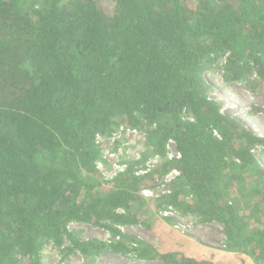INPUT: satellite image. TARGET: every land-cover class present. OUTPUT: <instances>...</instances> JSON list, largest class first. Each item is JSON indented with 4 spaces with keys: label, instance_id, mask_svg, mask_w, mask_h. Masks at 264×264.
<instances>
[{
    "label": "trees",
    "instance_id": "obj_1",
    "mask_svg": "<svg viewBox=\"0 0 264 264\" xmlns=\"http://www.w3.org/2000/svg\"><path fill=\"white\" fill-rule=\"evenodd\" d=\"M110 1L107 12L102 0H0V264H40L46 244L65 241L91 262L223 264L119 229L145 225L140 191L172 170L156 210L218 223L224 251L264 264V166L253 153L264 138L222 112L205 77L228 56L225 82H264V0ZM120 124L144 133L145 150L103 181L96 137ZM169 141L179 159L166 157ZM150 157L161 161L146 171ZM73 223L110 240L83 241Z\"/></svg>",
    "mask_w": 264,
    "mask_h": 264
},
{
    "label": "rangeland",
    "instance_id": "obj_2",
    "mask_svg": "<svg viewBox=\"0 0 264 264\" xmlns=\"http://www.w3.org/2000/svg\"><path fill=\"white\" fill-rule=\"evenodd\" d=\"M104 9L109 12L112 8L110 0H102ZM228 56L220 59L219 66L224 64ZM216 68L205 77L213 87L210 98L222 102V112L240 121L248 130L264 138V82L254 78L253 85L225 82L222 70ZM187 118V117H185ZM120 124L116 126L108 136L102 137L98 145L102 151L101 166L98 170L103 181H108L114 173L113 164L117 162L123 165L124 162L136 160L145 150V135L137 131L134 138H127L125 133H119ZM130 128V127H129ZM120 134L119 139L117 138ZM175 152L173 144L166 146V157ZM258 162L264 166V148H255L253 151ZM161 160L158 157H150L146 164L152 168ZM151 166V167H149ZM141 189L140 195L145 201L139 213L140 221L145 225L119 227L121 232L127 236L137 238L161 251L182 252L188 257L199 260H209L214 263L241 264V258L234 253L226 252L223 249L225 237L222 225L218 223H200L191 216H180L177 213L165 216V211L158 212L151 201L155 198L146 196ZM158 188L153 194H158ZM70 231L77 233L83 241L94 240L106 242L110 235L103 229L87 224H70ZM56 247L52 242L46 244L40 253V264H148L136 258H122L102 253L94 261H86L77 251L67 253L64 247ZM19 264H30L29 257H20ZM246 264H251L247 261Z\"/></svg>",
    "mask_w": 264,
    "mask_h": 264
},
{
    "label": "built area",
    "instance_id": "obj_3",
    "mask_svg": "<svg viewBox=\"0 0 264 264\" xmlns=\"http://www.w3.org/2000/svg\"><path fill=\"white\" fill-rule=\"evenodd\" d=\"M122 132L125 133L126 137L129 138V140H130V138H134L137 135V131L135 129H131V128L127 127V126H121L120 127L119 133H122ZM119 133L117 135L118 139L120 137ZM101 139H102L101 136H97L96 137V144L97 145H98V143H99V141ZM170 144H173L174 147H175V144L172 141H169L167 146H169ZM101 154H102V151H101ZM179 158H180V154L177 152L176 147H175V152L172 155H169L168 159H179ZM100 166H101V161L96 162V169L97 170H99ZM149 167H151V166H149ZM112 168H114V173L110 177L107 178L108 180L113 179L118 173L123 172L125 170L126 166L124 164L123 165L122 164L119 165V164H117V162H114ZM149 169H151V168H147L146 171H148ZM146 171H144L143 173H146ZM179 175H180V173L177 172L176 170L170 171L161 180L157 181V186L158 187L155 190L144 189L143 190V194L144 195L146 194V196H150V197H153V198H158L161 195L168 193V191H167L168 190V186ZM158 188L161 189V190L158 191L159 192L158 194L154 195L153 193L155 191H157ZM172 213H173L172 210L169 208V210L165 212V216L168 215V214L171 215Z\"/></svg>",
    "mask_w": 264,
    "mask_h": 264
}]
</instances>
